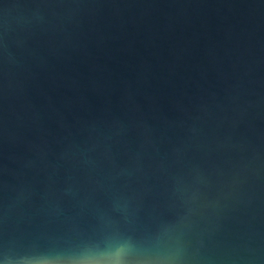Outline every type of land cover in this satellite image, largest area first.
<instances>
[{
  "label": "water",
  "instance_id": "95a60500",
  "mask_svg": "<svg viewBox=\"0 0 264 264\" xmlns=\"http://www.w3.org/2000/svg\"><path fill=\"white\" fill-rule=\"evenodd\" d=\"M123 242L264 264V0H0V259Z\"/></svg>",
  "mask_w": 264,
  "mask_h": 264
},
{
  "label": "clouds",
  "instance_id": "9594fccd",
  "mask_svg": "<svg viewBox=\"0 0 264 264\" xmlns=\"http://www.w3.org/2000/svg\"><path fill=\"white\" fill-rule=\"evenodd\" d=\"M92 246L89 244V247L85 248L45 253L23 260L9 258L7 250H5L4 258L0 259V264H189L185 258L170 251L154 249L151 244L142 247L143 255L133 260H129L125 255L128 248L127 242L117 244L114 253L92 251ZM101 256L108 258L101 259Z\"/></svg>",
  "mask_w": 264,
  "mask_h": 264
}]
</instances>
